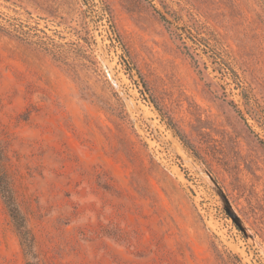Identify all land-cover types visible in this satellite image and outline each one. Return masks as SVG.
I'll use <instances>...</instances> for the list:
<instances>
[{
    "label": "rangeland",
    "instance_id": "rangeland-1",
    "mask_svg": "<svg viewBox=\"0 0 264 264\" xmlns=\"http://www.w3.org/2000/svg\"><path fill=\"white\" fill-rule=\"evenodd\" d=\"M0 148V264H264V0H0Z\"/></svg>",
    "mask_w": 264,
    "mask_h": 264
},
{
    "label": "trees",
    "instance_id": "trees-1",
    "mask_svg": "<svg viewBox=\"0 0 264 264\" xmlns=\"http://www.w3.org/2000/svg\"><path fill=\"white\" fill-rule=\"evenodd\" d=\"M162 19L164 18L162 17ZM178 136L183 141L182 136H180V134H178ZM2 159H3V154L0 148V195L2 197V200L4 202V205L7 209L10 218L14 222V225L22 238V244L28 251H30L31 240L29 239L27 235V230L25 229V219L23 218L19 209L17 208L12 189L10 188L8 183L7 174L2 164ZM28 264H33V263H28Z\"/></svg>",
    "mask_w": 264,
    "mask_h": 264
},
{
    "label": "water",
    "instance_id": "water-1",
    "mask_svg": "<svg viewBox=\"0 0 264 264\" xmlns=\"http://www.w3.org/2000/svg\"><path fill=\"white\" fill-rule=\"evenodd\" d=\"M205 174L207 175V177L209 178V180L211 181L212 185H213V190L215 191V193L217 194V196L220 199V203H221V207L224 210V212L227 214V216L232 220V222L234 223V225L237 227V229L243 234V236L245 238H250L249 233L247 232L242 220L239 218V216L237 215L236 211L233 209L230 201L228 200V198L226 197V195L223 193V191L217 186V184L212 180V178L210 177V175L208 173L205 172Z\"/></svg>",
    "mask_w": 264,
    "mask_h": 264
}]
</instances>
